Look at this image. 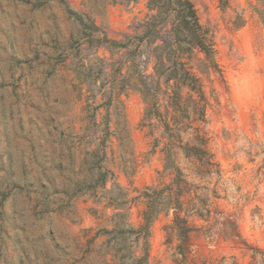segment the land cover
I'll return each mask as SVG.
<instances>
[{"label":"rangeland","instance_id":"1","mask_svg":"<svg viewBox=\"0 0 264 264\" xmlns=\"http://www.w3.org/2000/svg\"><path fill=\"white\" fill-rule=\"evenodd\" d=\"M191 1L213 36L217 70L197 74L220 175L199 179L180 160L192 184L184 200L196 194L209 212L188 217L184 260L176 237L166 241L173 212H160L149 226L145 264H260L264 0ZM149 13L146 0H0V264H132L143 255L131 233L142 222L141 200L115 208L106 196L119 194L115 184L133 197L170 181L158 174L162 155L139 126L141 95L119 89L150 74L153 62L131 45L96 38L124 41ZM198 59L203 54L193 52L194 71ZM105 130L102 165L113 176L92 193L82 185L92 174L82 159ZM116 212L124 213L119 229Z\"/></svg>","mask_w":264,"mask_h":264},{"label":"trees","instance_id":"2","mask_svg":"<svg viewBox=\"0 0 264 264\" xmlns=\"http://www.w3.org/2000/svg\"><path fill=\"white\" fill-rule=\"evenodd\" d=\"M219 1L222 6L227 3V0ZM146 7L150 13L142 21L140 30L128 34L126 40H110L104 35L96 38L100 44L121 48L131 45V52L144 53L153 62L150 74H140L133 81L123 82L119 89L128 88L141 95L144 110L139 126L147 129L152 149L158 148L162 155V169L158 174L170 176V181L145 186L133 197H128V191L115 184L119 194L106 196L115 208L128 209L136 199L144 205L142 222L131 229L135 244L142 242L143 255L134 257L132 264H145L149 226L160 212H173L172 221L166 226V241L169 242L171 235L176 237V250L181 260L189 252L188 236L192 225L188 217L202 218L209 212L206 200L196 194L184 200L192 184L186 179L180 160L185 161L187 174L199 179L207 181L213 175H220L218 163L207 146L208 97L197 74L217 70L213 36L199 23L191 0H146ZM195 51L203 54V59L196 62L197 71L189 63ZM108 133L105 130L95 148L86 153L88 159H82L92 170V174L82 180V185L92 193H96L98 187L103 188L113 176V172L102 165L103 144ZM114 217V229L124 226V213L116 212ZM260 255V264H264V252Z\"/></svg>","mask_w":264,"mask_h":264}]
</instances>
